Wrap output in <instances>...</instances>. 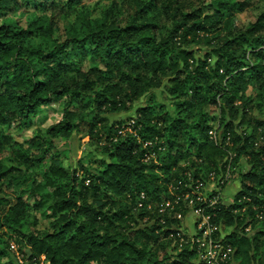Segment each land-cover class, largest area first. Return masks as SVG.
Listing matches in <instances>:
<instances>
[{
    "label": "trees",
    "instance_id": "16d2710c",
    "mask_svg": "<svg viewBox=\"0 0 264 264\" xmlns=\"http://www.w3.org/2000/svg\"><path fill=\"white\" fill-rule=\"evenodd\" d=\"M29 1L35 0H0V13ZM46 1L25 28L0 23V126H25L55 99L65 98L64 107L61 119L45 131L48 148L33 143L24 148L0 128V154L6 150L13 163L0 162V191L19 179L22 168L43 163L54 139L67 142L81 133L76 103L93 111L84 136L95 138L109 161H100L95 171L81 165L80 175L48 162L44 184L56 196L46 192L32 207L52 201L50 231L22 232L26 201L0 198V227L25 244L28 264L41 258L44 264H191L192 253L168 238L181 220L167 218L162 226L149 214L154 219L143 223L139 197L173 201L184 188L177 182L185 184L188 173L200 179L203 164L224 173L228 162L241 158L249 169L238 175L231 204L223 201L229 179L221 186L215 223L223 231L232 228L225 238L235 249L234 264H264V230L249 233L264 219V120L252 117L248 107L250 91L264 104V0L255 1L259 13L248 25L235 24L232 15L244 11L247 0H201L199 7L191 0H124L131 14L123 20L107 12L94 20L84 16L63 36L55 33V9ZM37 37L50 40L49 46ZM199 45L207 48L203 56L193 50ZM157 89L169 107L158 103ZM147 94L148 102L129 118V130L121 128L124 122H108L106 115L127 111ZM55 179L65 181L63 193ZM29 194L38 197L35 180ZM171 209L182 211L174 203ZM0 241L1 258L9 243Z\"/></svg>",
    "mask_w": 264,
    "mask_h": 264
},
{
    "label": "rangeland",
    "instance_id": "374dc122",
    "mask_svg": "<svg viewBox=\"0 0 264 264\" xmlns=\"http://www.w3.org/2000/svg\"><path fill=\"white\" fill-rule=\"evenodd\" d=\"M42 1L43 0L29 1L28 4H26L27 6L19 3L14 9L10 8L4 12H1L0 23L11 21L15 26L25 28L28 21L39 14L37 7ZM247 1L249 2V5L246 6L244 11L232 13L235 24L248 25V23L255 20V17L259 13V11L254 7L256 0ZM207 2L210 3L211 0ZM46 3V6L49 8V10L55 9L53 11L55 14L53 22L58 27V30L55 33L60 36H63L64 30L69 24L80 20L84 16H87V18L90 20H94L96 18L102 17L104 13L107 12L116 19L123 20L125 17L131 14L130 6L127 5L124 0H81L79 2L72 3H69L68 0H47ZM191 3L194 4V6L199 7L202 4V1L191 0ZM57 9L59 11H57ZM205 12L210 13L211 11L210 9H207ZM163 23L168 24L167 21H164ZM36 42L42 44L43 47H48L51 41L42 37H37ZM193 50L195 51L196 56H203V54L207 51V48L199 45L194 47ZM250 94H252V98L250 99L251 101L248 107L250 108L251 116L259 120H264V104L262 99L252 91H250ZM148 95L149 94L144 95L143 97L136 100L131 106L129 105L130 107L127 111L106 115L108 122H124L121 128L125 126L126 128L123 130L125 131L128 129V124L130 121L129 118L134 116V113L138 107L144 106L148 102ZM154 96H156L158 103L163 104L165 108L170 106V102L159 89L155 90ZM64 102L65 98L55 99L50 104L40 107L37 115L33 117L32 120L25 126H0V128H2L3 135L5 137H11L14 142L22 143L24 148H29L31 143L34 145H42L43 148H48L47 141L43 142V140H48V136L46 135L45 131L48 127L61 119ZM82 105L83 103H76L72 106L74 112L75 108L77 110L75 122L79 124L77 130L79 129L81 133L74 134L67 142H64L61 139H54L53 146L43 163L28 167L26 169L22 168L21 173L17 175L19 179L15 183L11 185L5 183L1 188L0 198L6 199L7 201H14L15 197L21 196V198L26 201L27 205L25 207V214L21 220V230L24 233L35 230L50 231L49 225L52 221V217H50V205L52 201H47L42 205V207L39 208L32 207L39 196L45 194L46 192H49L52 196H56L57 191L44 184L46 178L45 171L48 168V162L50 163L51 160L57 161L66 171L70 173L73 171H78V175H80L81 165L89 168L91 171H95L102 167L100 161H109L106 156L101 155L100 149L97 148L95 143V138L94 140H90L88 137L84 136L86 130L89 128L87 122L91 120V118L94 116V113L90 108H82ZM215 114L216 113H214V116ZM80 118H82V120ZM210 126L212 127L211 133L213 136L218 137L216 135L217 133L215 132L217 127L216 121L211 120ZM97 128H99V126ZM38 133H40L39 136ZM103 142L104 141L102 139L100 144H103ZM30 151L36 153L34 149ZM231 158H233V155ZM0 162L5 167L13 166V163L10 161L6 150L0 154ZM147 162H149V157L147 158ZM181 165H185L183 161L181 162ZM199 169L200 171L202 170L199 172V175L202 176L200 177L201 179L208 176L206 179L207 181L204 184V189L207 192H210L216 187L218 178L223 175V173L219 170V167H217L216 171H209L210 168L204 167V164L202 167H199ZM248 169L249 165L247 164L245 158H241L231 165L230 170L227 173L229 181L225 189V199H223L225 204L232 203L234 194L238 190V188L235 187V185L239 183L238 175L247 171ZM190 174L191 173H188V175ZM211 174H214L213 180L210 178ZM33 180L39 183L38 197L31 196L29 194V191L32 188ZM64 182L65 181H59L55 179L56 187H58V190L61 189L59 192L63 193L66 190V186L63 185ZM89 200L91 201V198ZM189 219L190 216H188L186 222H189ZM139 224L142 226L141 223ZM261 229L264 230V219L252 226L249 233L252 235L254 232L256 233ZM6 230L7 229L0 227V237L7 239L9 243L6 253H4L0 258V264H28L29 251L27 250V247H25L23 242L18 243L16 241L17 237L12 235V233L8 235L9 231L5 232ZM231 230L232 228L227 229L228 232H231ZM245 233L248 234V229L245 231ZM260 240H262V238ZM0 243L3 244L1 241ZM11 245L14 247L12 248ZM149 246L155 248L157 244L151 242ZM0 249L4 250L1 246ZM233 262L236 263L237 260L233 259ZM44 263L45 261L43 258H41L38 264Z\"/></svg>",
    "mask_w": 264,
    "mask_h": 264
},
{
    "label": "built area",
    "instance_id": "2783aa9c",
    "mask_svg": "<svg viewBox=\"0 0 264 264\" xmlns=\"http://www.w3.org/2000/svg\"><path fill=\"white\" fill-rule=\"evenodd\" d=\"M132 123L130 121L128 126L130 127ZM230 163H227L228 165L224 167L223 175L218 178L219 184L217 183L216 187L210 192L204 189V183L201 178L192 180L189 175V182L187 181L185 184L182 181L177 182V184L184 187L183 191L178 195L173 192L175 187L172 185L169 187V193L173 196L175 195L174 202L172 200L163 201V199L161 202L148 200L144 193L139 197L137 208L143 209L142 213H144V216L141 220L143 223L154 219H151L152 216L149 214L155 215L162 226H166L167 218L181 220V226L175 229L172 228L168 238L176 242L180 248H185L190 251V254L192 253L191 264H234L233 255L235 249L225 238L230 232L227 229L225 231L221 230L220 225L215 223L217 206L222 203L220 202L222 198L221 186L228 180L227 173L231 167ZM210 176L211 180H213L214 174ZM173 203L180 207L182 211L176 210L174 212L171 209ZM186 208L189 210L183 215V211ZM188 216H190V219L189 222H186ZM190 228L194 229V231H190ZM210 229L211 231H209ZM11 247L13 248L14 246L11 245ZM210 253H214V255Z\"/></svg>",
    "mask_w": 264,
    "mask_h": 264
},
{
    "label": "clouds",
    "instance_id": "9594fccd",
    "mask_svg": "<svg viewBox=\"0 0 264 264\" xmlns=\"http://www.w3.org/2000/svg\"><path fill=\"white\" fill-rule=\"evenodd\" d=\"M57 11H59V10L57 9ZM235 187H236V188H239L240 185H239V184H236ZM190 231H194V229H191V228H190ZM209 231H211V229H210ZM229 251H231V250H229ZM210 254L214 255V253H210Z\"/></svg>",
    "mask_w": 264,
    "mask_h": 264
}]
</instances>
